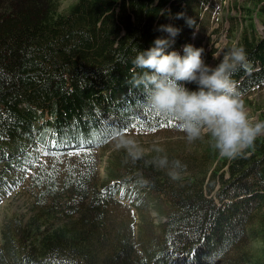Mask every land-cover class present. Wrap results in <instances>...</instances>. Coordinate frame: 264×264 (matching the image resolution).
Returning a JSON list of instances; mask_svg holds the SVG:
<instances>
[{
    "label": "trees",
    "instance_id": "trees-1",
    "mask_svg": "<svg viewBox=\"0 0 264 264\" xmlns=\"http://www.w3.org/2000/svg\"><path fill=\"white\" fill-rule=\"evenodd\" d=\"M59 1L0 0V201L29 198L1 225L0 264H264V135L234 159L207 133L193 141L205 144L198 154L133 162L121 150L99 176L97 149L178 126L133 87L137 50L167 38L161 25L181 30L168 52L202 48L223 0H76L66 11ZM244 3L248 25L227 49L247 54L231 77L240 99L264 86V0ZM175 161L184 167L173 181Z\"/></svg>",
    "mask_w": 264,
    "mask_h": 264
},
{
    "label": "clouds",
    "instance_id": "clouds-1",
    "mask_svg": "<svg viewBox=\"0 0 264 264\" xmlns=\"http://www.w3.org/2000/svg\"><path fill=\"white\" fill-rule=\"evenodd\" d=\"M181 18L184 14L178 13L176 19ZM186 24L191 28L195 21L187 18ZM157 30L166 33L167 38L155 39L148 50H137L132 64L134 69L143 71L142 74L134 73L133 87H142L149 108L173 118L189 143L207 133L221 157L234 159L241 155L264 135V122L250 119L231 78L246 66L245 50L233 47L224 53L219 64L209 67L203 59L204 48L188 44L183 46V55L178 51H167L175 44L181 31L179 28L161 25ZM185 84H195L197 89L189 90ZM117 139L116 149H124L133 162L142 159L144 152L134 140L123 136ZM155 151L163 149L157 147ZM155 163L166 168L169 161L163 157ZM183 167L179 161L173 162L172 170L168 172L170 179H180L177 169Z\"/></svg>",
    "mask_w": 264,
    "mask_h": 264
},
{
    "label": "rangeland",
    "instance_id": "rangeland-1",
    "mask_svg": "<svg viewBox=\"0 0 264 264\" xmlns=\"http://www.w3.org/2000/svg\"><path fill=\"white\" fill-rule=\"evenodd\" d=\"M76 0H60L59 10L66 11ZM223 0L213 1L212 10L208 13V20L204 28L200 31L199 38H202V48H204V56L206 64L209 67H215L228 48H231L236 42L238 32L241 26L248 25L245 18L244 0ZM233 17V19H232ZM258 30L262 33L263 26L257 21ZM230 35L235 36L230 38ZM231 40V43H230ZM211 58L207 57V53H211ZM244 107L254 122H262L264 119V86L258 87L247 96L241 98ZM125 138L134 140L144 154L167 153L172 156H183L190 154H198L203 151L205 144L195 145L194 142L189 143L184 132L180 131L179 126L170 125L168 127L156 130L134 129L124 135ZM118 139L111 142L109 146L103 149H97L98 169L101 179L106 177L104 167L107 165L110 156L125 151L124 149H116L115 145ZM161 148L163 151L157 152L155 148ZM126 152V151H125ZM29 198L20 192L5 196L0 201V228L5 219L14 213H26ZM126 215L131 216L129 211L122 209ZM154 216L155 214L152 213ZM157 222H163L164 217L156 219Z\"/></svg>",
    "mask_w": 264,
    "mask_h": 264
},
{
    "label": "snow or ice",
    "instance_id": "snow-or-ice-1",
    "mask_svg": "<svg viewBox=\"0 0 264 264\" xmlns=\"http://www.w3.org/2000/svg\"><path fill=\"white\" fill-rule=\"evenodd\" d=\"M85 151H87L86 149H85ZM47 154V153H46ZM70 155H72V154H79L78 152L77 153H69Z\"/></svg>",
    "mask_w": 264,
    "mask_h": 264
}]
</instances>
